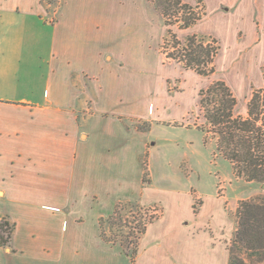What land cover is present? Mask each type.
Wrapping results in <instances>:
<instances>
[{
    "label": "crops",
    "instance_id": "obj_1",
    "mask_svg": "<svg viewBox=\"0 0 264 264\" xmlns=\"http://www.w3.org/2000/svg\"><path fill=\"white\" fill-rule=\"evenodd\" d=\"M76 1L63 0L53 22L42 0H0V221L14 227L10 243L0 245V264H111L100 256L121 251L102 240L100 220L133 200L113 199L111 212L96 213L91 223L80 209L92 212L108 192L129 188L134 171L142 182L137 168L147 133L123 115L131 104H122L126 94L117 87L129 77L110 66L120 25L82 15ZM109 1L119 11L121 1ZM244 6L255 27L248 40L264 49V0ZM246 77L243 118L254 91L264 90L263 75L257 83ZM219 214L213 195L203 196L197 217L177 221L174 253H187L188 263L228 264V244L216 237ZM163 216L164 210L142 239ZM91 227L96 246L86 241ZM166 233L160 229L150 247L168 246Z\"/></svg>",
    "mask_w": 264,
    "mask_h": 264
},
{
    "label": "rangeland",
    "instance_id": "obj_2",
    "mask_svg": "<svg viewBox=\"0 0 264 264\" xmlns=\"http://www.w3.org/2000/svg\"><path fill=\"white\" fill-rule=\"evenodd\" d=\"M120 1L123 7L127 5L128 15L122 6L120 12L111 10L107 6L109 0L76 2L84 8L80 6L85 11H82V15L91 17L97 14L103 23H108L111 17L113 23L120 25L114 34L113 52L117 56L110 66L112 71L129 77L125 80L120 77L118 82L121 85L117 87L126 94L122 104H131L129 108L122 107L123 115L135 121L133 125L138 131L147 133V149L140 157L137 168L138 172L142 171V182L137 171H134L129 188L108 192L94 211L82 208L80 213L91 223L96 213L109 214L111 202L119 196L129 197L145 207L154 206L158 215L164 210L163 218L154 224L151 234L139 242L138 264H196L188 263V254L185 252L184 255L175 254L170 243L177 221L190 218L192 214L197 217L203 196L213 195V201L220 205V214L216 218V237L223 244H228L229 258V248L238 227L239 208L245 201L264 198V182L247 181L236 175L232 164L218 150L219 136L207 126L199 100L200 92L212 83L219 80L228 82L241 100L240 106H236L234 111L236 116H240L238 113L247 95L246 76L253 77L256 83L260 82L262 75L264 78V64L261 69L259 66L263 61L264 49L258 48L256 40L251 43L248 40L252 32L255 33L251 15L245 9L244 0H203L206 16L195 26L180 29L178 25H166L153 0ZM183 1L191 5L197 2ZM62 4L63 0H53L52 4L44 5L48 19L56 21ZM169 29L182 41L193 34L217 39L221 49L215 61L216 72L208 77L200 76L176 61L167 59L162 45ZM104 41L107 45V36ZM263 111L264 105L261 103L255 117L260 119L257 127H263L262 133ZM134 145L141 148V141L138 139ZM124 212L131 220L132 214H138L136 210ZM104 227L106 233L111 235L110 225L106 222ZM160 229L163 232L166 229L168 246L155 249L150 244ZM117 230L118 226L113 231ZM93 231L91 227L88 231L90 239L86 241L96 246L98 240L92 235ZM123 231L124 234L130 232L128 228H123ZM108 245L118 247L122 253L105 251L100 256L108 257L111 264L137 263L138 256L133 263L119 244Z\"/></svg>",
    "mask_w": 264,
    "mask_h": 264
},
{
    "label": "trees",
    "instance_id": "obj_3",
    "mask_svg": "<svg viewBox=\"0 0 264 264\" xmlns=\"http://www.w3.org/2000/svg\"><path fill=\"white\" fill-rule=\"evenodd\" d=\"M153 2L162 13L167 26L178 25L180 29H189L206 16L203 0H197L195 5L183 0ZM46 3L52 4L53 0H42L43 6ZM220 49L219 41L211 36L193 34L182 41L171 29L162 45L167 59L176 61L185 69L204 77L216 72L215 61ZM237 103L231 88L222 80L212 83L200 92L199 106L207 126L219 136L218 150L232 164L238 177L247 181L264 182V133L262 126L257 127L260 119L255 117L261 103L264 105V90L254 91L248 105V118L234 114ZM134 210L138 214H132L131 220L124 211L131 213ZM159 217L154 206L119 202L108 218L100 220L101 238L108 244H119L135 263L140 240ZM106 222L111 227V235L105 231ZM116 226L118 230L113 231ZM13 228L6 221H0L1 246L10 243ZM123 228H128L130 232L124 234ZM228 264H264V198L241 204L238 227L229 248Z\"/></svg>",
    "mask_w": 264,
    "mask_h": 264
}]
</instances>
